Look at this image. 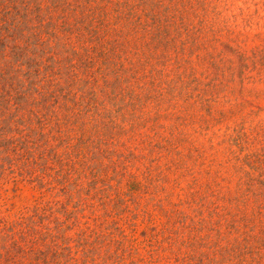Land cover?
<instances>
[{
  "label": "trees",
  "instance_id": "16d2710c",
  "mask_svg": "<svg viewBox=\"0 0 264 264\" xmlns=\"http://www.w3.org/2000/svg\"><path fill=\"white\" fill-rule=\"evenodd\" d=\"M224 4L0 0V264H264V116L200 139Z\"/></svg>",
  "mask_w": 264,
  "mask_h": 264
},
{
  "label": "rangeland",
  "instance_id": "374dc122",
  "mask_svg": "<svg viewBox=\"0 0 264 264\" xmlns=\"http://www.w3.org/2000/svg\"><path fill=\"white\" fill-rule=\"evenodd\" d=\"M216 0H212L215 3ZM218 3H225L222 10L226 24L231 30V36L234 35L235 40L229 41L230 45L238 44V51L233 50L226 43L217 41L213 46L212 42V63L211 60H205L197 69V76L202 82L211 81L223 87L220 92L218 107L226 108L229 105L238 107V103H243L242 110L249 108L258 110V116H264V71L257 62V57L264 53V0H218ZM254 56V68H252L250 60H245L246 67L241 69V57ZM219 54L222 58L216 60L215 56ZM259 70V72H256ZM237 113L230 118H226L221 122L213 124L205 135H200L202 140H211L212 136H217L225 131H230L234 126L235 119L240 122L244 117L239 109ZM221 136L214 138L218 140ZM15 182H8L5 187L10 193V198L6 199L13 208H18L26 203H32L33 199L39 194L38 190L28 185L18 186L15 189ZM117 187L126 188L124 183L117 182ZM45 199V198H44Z\"/></svg>",
  "mask_w": 264,
  "mask_h": 264
}]
</instances>
